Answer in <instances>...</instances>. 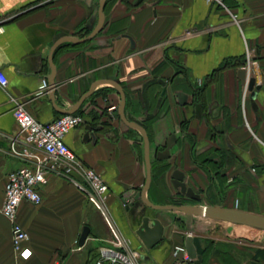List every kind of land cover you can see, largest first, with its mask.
I'll use <instances>...</instances> for the list:
<instances>
[{
  "label": "crops",
  "instance_id": "crops-1",
  "mask_svg": "<svg viewBox=\"0 0 264 264\" xmlns=\"http://www.w3.org/2000/svg\"><path fill=\"white\" fill-rule=\"evenodd\" d=\"M98 5L99 0H0V71L8 81L0 87V208L7 174L26 164L10 154L11 143L18 151L26 147L11 99L27 102L33 118L47 124L104 80L124 92L125 118L148 128V201L171 204L178 193L171 174L178 170L203 201L264 215V0H107L98 34L83 44L62 40L55 49L50 98L43 88L51 77L52 47L63 37L88 36L99 20ZM247 52L250 78L259 89H247L243 99L239 71ZM119 103L114 87L97 85L74 113L83 123L64 142L106 181L111 220L140 252V264H169L185 238L171 222L176 211L121 202L127 191H141L146 168L142 135L121 121ZM171 135L169 158L158 160ZM39 192L40 204L23 201L18 209L32 252L26 261L17 260L11 224L0 213V264H94L111 234L86 191L50 174ZM85 226L89 234L79 246Z\"/></svg>",
  "mask_w": 264,
  "mask_h": 264
},
{
  "label": "built area",
  "instance_id": "built-area-1",
  "mask_svg": "<svg viewBox=\"0 0 264 264\" xmlns=\"http://www.w3.org/2000/svg\"><path fill=\"white\" fill-rule=\"evenodd\" d=\"M207 1L221 4V0ZM246 60L243 99L246 97L248 82L251 79L249 52ZM7 84L6 77L0 71V87L5 88ZM43 89H47L46 85ZM11 103L13 119L26 147L18 151L15 144L11 143L10 154L24 160L26 164L7 174L0 213L11 224V242L17 260L26 261L32 254L27 246L29 236L17 222L19 206L23 201L33 205L40 204L39 187L47 183L48 175L53 174L67 179L77 189L86 191L87 200L99 211L109 228L111 239L108 245L98 249L94 264H140V252L128 246L111 220L106 181L99 173L86 167L64 142L65 135L83 123L82 116L63 114L54 121L43 124L27 111V102L12 98ZM246 127L248 128L247 123ZM35 151H40L42 155ZM128 202L129 200L124 205L127 206ZM59 263L60 261L55 260L53 264ZM169 264H191L183 245L175 247Z\"/></svg>",
  "mask_w": 264,
  "mask_h": 264
},
{
  "label": "water",
  "instance_id": "water-1",
  "mask_svg": "<svg viewBox=\"0 0 264 264\" xmlns=\"http://www.w3.org/2000/svg\"><path fill=\"white\" fill-rule=\"evenodd\" d=\"M107 0H99V5L97 9V15L99 17L97 25L93 28V30L90 32V34L82 39H77L75 37H63L60 39L55 45L52 47L50 54H49V64L51 67V77L48 79V91L50 92V98H53L54 92H55V83H54V65H53V53L55 49L58 47L60 42L62 40H67L74 44H83L89 40H91L96 34H98L104 24V7ZM239 79L242 83V85L245 83V70L240 69L239 71ZM99 84H108L115 88L117 93L120 97V103L118 106V115L121 119V121L127 125L130 126L136 130H138L143 139V158L146 168V179L144 186L142 187L141 191L136 192L134 195H132L131 191H127L124 193L121 197V202L123 204L126 203L127 200H129L127 206H132L135 201H141L146 207L152 209V210H168V211H178L183 212L187 218H190L191 216H196L200 218H205L209 220L219 221V222H226L229 224L254 228L257 230L264 231V215L255 214L251 212L242 211L239 209L234 208H225L220 205H214V206H205V205H196V206H190V205H156L152 204L150 201H148L145 197L146 191L149 189L151 184V161H150V146H149V138L145 132V130L137 123L128 121L124 116V108H125V95L122 91L121 87L112 81H97L93 83L89 89V91L84 94L79 101L75 104V106L70 110H62L60 109L58 112L61 114H74L77 109L80 107V105L84 102L87 97H89L94 88ZM162 85L164 83L162 82ZM248 89L251 91L253 89L257 90L259 89V86L256 85L255 79L251 78L248 82ZM165 94V88H163L162 95ZM175 144V136L171 135L166 143L165 149L162 152H157L156 156L158 160H165L168 159L170 156V150L172 146ZM171 185L175 190L178 191L180 196L192 200L196 203L201 202V197L197 193L193 191L191 187H189L184 179V174L181 173L178 170L173 171L171 174ZM132 196V197H131ZM89 234V228L87 226L83 227L80 237L78 239V245L82 246L88 237ZM184 248L188 255V257L191 260V264H203L202 263V256L197 253V249L193 243V238L191 235H187L184 238Z\"/></svg>",
  "mask_w": 264,
  "mask_h": 264
},
{
  "label": "rangeland",
  "instance_id": "rangeland-1",
  "mask_svg": "<svg viewBox=\"0 0 264 264\" xmlns=\"http://www.w3.org/2000/svg\"><path fill=\"white\" fill-rule=\"evenodd\" d=\"M174 195L171 202H182V205H219L218 201L196 203L177 192ZM251 209L260 210L256 205ZM170 215L171 222L181 230V238L191 235L193 240L200 242L205 251L204 264H250L252 251L264 247V231L196 216L187 218L183 212Z\"/></svg>",
  "mask_w": 264,
  "mask_h": 264
},
{
  "label": "trees",
  "instance_id": "trees-1",
  "mask_svg": "<svg viewBox=\"0 0 264 264\" xmlns=\"http://www.w3.org/2000/svg\"><path fill=\"white\" fill-rule=\"evenodd\" d=\"M227 66H228V64H225V65H223V68L227 67ZM153 120H150L149 123L152 124ZM143 128L149 134L148 128H146V126H143ZM167 167H165L163 171L167 170ZM171 204H173V205H182V202L174 201V202H171ZM193 243H194V245H195V247L197 249V253L202 256V263L204 264L205 251L201 248L200 242H198L197 240H193ZM250 261H251L252 264H264V247L263 248H257L255 250H253L252 254L250 256Z\"/></svg>",
  "mask_w": 264,
  "mask_h": 264
}]
</instances>
